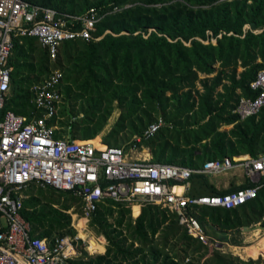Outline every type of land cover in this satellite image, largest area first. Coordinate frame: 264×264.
Segmentation results:
<instances>
[{"label": "trees", "instance_id": "trees-1", "mask_svg": "<svg viewBox=\"0 0 264 264\" xmlns=\"http://www.w3.org/2000/svg\"><path fill=\"white\" fill-rule=\"evenodd\" d=\"M29 1L77 14L97 10L99 38L66 40L53 61L35 38H15L4 110L30 115L29 86L59 69L58 116H66L60 132L71 139L94 138L116 102L119 116L102 138L108 145H120L123 133H140L159 116L172 123L143 142L153 162L198 167L205 160L264 152V106L244 119L233 111L240 96L257 95L249 82L264 68V0ZM222 125L231 127L220 130ZM190 181L188 194L196 196L256 185L245 181L219 189L202 173ZM259 183L256 196L239 206L198 208L199 222L220 232L211 250L164 208L146 204L133 218L128 208L109 201L89 219L107 241L105 251L81 248L66 264H260L247 259L253 253L218 248L221 242L240 244L228 232L264 222V176ZM25 193L20 212L31 236L52 242L75 234L65 210H79V204L70 191L33 183Z\"/></svg>", "mask_w": 264, "mask_h": 264}, {"label": "built area", "instance_id": "built-area-1", "mask_svg": "<svg viewBox=\"0 0 264 264\" xmlns=\"http://www.w3.org/2000/svg\"><path fill=\"white\" fill-rule=\"evenodd\" d=\"M100 17L93 8L77 14L29 0H0V264H64L80 254L81 248L89 254L101 253L86 249L90 237L86 239L84 234L89 232L91 215L109 201L128 208L133 218L146 204L164 208L175 214L189 235L211 250L216 240L197 219L198 208L239 206L254 198L261 185L264 152L257 157L205 160L198 167L153 162L151 150L143 142L163 126L172 127L161 116L120 145H108L102 138L95 143L93 138L71 139L62 134L54 121L63 103L59 69H51L29 86L34 106L30 115L4 110L15 38H35L53 61L64 41L99 38L94 32ZM249 88L257 95L238 98L233 111L240 119L258 114L264 106V68L249 82ZM233 169H240L256 185L220 195L188 194L193 174L216 176ZM33 183L70 191L78 199L79 210L74 206L65 210L77 230L75 234L56 237L52 242L31 236L30 224L20 211L27 197L25 191Z\"/></svg>", "mask_w": 264, "mask_h": 264}, {"label": "rangeland", "instance_id": "rangeland-1", "mask_svg": "<svg viewBox=\"0 0 264 264\" xmlns=\"http://www.w3.org/2000/svg\"><path fill=\"white\" fill-rule=\"evenodd\" d=\"M202 77H203V75L199 74V78H202ZM197 84L199 86V83H197ZM119 113H120V108L117 107V104L115 102L114 103V108H113V111H112L111 115L107 119V121L104 124L103 128L92 139L93 142H95V143L100 142L101 138H103L107 134V132L111 129V127L113 126V124L117 120V118L119 116ZM65 118H66V116L65 117L58 116V118L54 120V121H56V123H57L59 128H61L59 126L60 125L59 124V120L60 119H65ZM229 127L230 126H222L221 128L228 129ZM131 137H132V134H130L128 132H126V134L123 133V135L120 136V142L119 143L123 144L126 141H128ZM79 140H82V139H79ZM207 177H208L209 182L214 184L219 189L228 188V187H230L233 184L234 185H238V184H241V183H243L245 181V178H244L245 176H244L243 172L240 169H233V170H229L225 174H220L218 176L209 175ZM74 207L76 208V205ZM110 221H111V219H110ZM205 229L207 230V233L212 238H214L216 241H218L217 240V235H219V233H220L219 231L213 230L212 226L210 224L205 225ZM75 231H77V230H75ZM84 236H85L86 239H88L90 237L89 238V241H90L89 243H91V244L87 245V247H86V249L88 251H90V252L92 250H95V249L102 251L103 250L102 243H104L105 245L107 244V241L105 240L104 236L101 235V234H97L94 230H92L90 228V226H89V232H86V234H84ZM229 236H230V238L235 237L236 239H238L240 244L236 245V246H232L231 247V251H230L229 247L226 244H224V242H221V243H223L222 251H230L233 254L234 253H238V254H244V255L246 253H253V254H255V257H248L247 259L256 258V260H261V262L264 263V247H254V246H252V244H254L257 240H259L262 237H264V222L258 223V224H253V225H251L249 227H246V228H242V229H240L239 232L231 231ZM96 238H99L102 241V243L99 242L98 241L99 239L97 240ZM94 245H95V247L92 249L91 246H94ZM235 255H237V254H235ZM242 259H244V258H242ZM247 259H244V260H247ZM64 264H66V262Z\"/></svg>", "mask_w": 264, "mask_h": 264}, {"label": "crops", "instance_id": "crops-1", "mask_svg": "<svg viewBox=\"0 0 264 264\" xmlns=\"http://www.w3.org/2000/svg\"><path fill=\"white\" fill-rule=\"evenodd\" d=\"M222 126H230V127H231V125H222ZM222 126H221V127H222ZM221 127L219 128L220 130H228V129L230 128V127H229L228 129H226V128L223 129V128H221ZM239 155H243V154H239ZM246 155H247V154H246ZM248 155H249V154H248ZM233 156H234V155H233ZM236 156H237V155H236ZM205 175H206V174H205ZM219 175H220V174H219ZM206 176H209V175H206ZM212 176H214V175H212ZM216 176H218V175H216ZM244 178H245V181H249L246 177H244ZM245 181H244V182H245ZM250 182H251V181H250ZM213 185H214V184H213ZM214 186H215V185H214ZM215 187H216V186H215ZM216 188H217V187H216ZM217 231H218V230H217ZM227 235H230V232L227 233ZM96 239H99V238H96ZM99 240H100V239H99ZM90 244H91V243H90ZM219 244H222V245H221V248H223V243H219ZM224 244H226V245L229 247L230 251H231V247H232V246H236V245H233V244L231 245V244H229L228 242H224ZM95 245H96V244H95ZM95 245H94V246H91V248L93 249V248L95 247ZM102 245H103V250H102L101 253H103V252L105 251V244L102 243ZM224 246H225V245H224ZM88 248H89V247H88Z\"/></svg>", "mask_w": 264, "mask_h": 264}, {"label": "bare ground", "instance_id": "bare-ground-1", "mask_svg": "<svg viewBox=\"0 0 264 264\" xmlns=\"http://www.w3.org/2000/svg\"><path fill=\"white\" fill-rule=\"evenodd\" d=\"M247 156V155H246ZM238 157V156H237ZM242 158V157H241ZM262 237V236H261ZM260 237V238H261ZM250 246V245H249ZM254 247H264V237L261 239L257 240L254 244H252Z\"/></svg>", "mask_w": 264, "mask_h": 264}, {"label": "water", "instance_id": "water-1", "mask_svg": "<svg viewBox=\"0 0 264 264\" xmlns=\"http://www.w3.org/2000/svg\"><path fill=\"white\" fill-rule=\"evenodd\" d=\"M218 247L220 248L221 247V244H218Z\"/></svg>", "mask_w": 264, "mask_h": 264}]
</instances>
